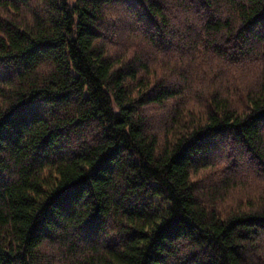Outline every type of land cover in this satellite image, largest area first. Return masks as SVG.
I'll list each match as a JSON object with an SVG mask.
<instances>
[{
  "label": "trees",
  "instance_id": "16d2710c",
  "mask_svg": "<svg viewBox=\"0 0 264 264\" xmlns=\"http://www.w3.org/2000/svg\"><path fill=\"white\" fill-rule=\"evenodd\" d=\"M0 264H264V0H0Z\"/></svg>",
  "mask_w": 264,
  "mask_h": 264
},
{
  "label": "rangeland",
  "instance_id": "374dc122",
  "mask_svg": "<svg viewBox=\"0 0 264 264\" xmlns=\"http://www.w3.org/2000/svg\"><path fill=\"white\" fill-rule=\"evenodd\" d=\"M210 178V177H209Z\"/></svg>",
  "mask_w": 264,
  "mask_h": 264
}]
</instances>
